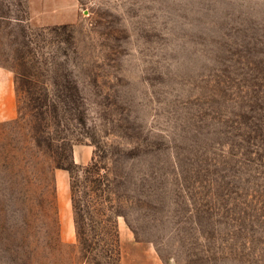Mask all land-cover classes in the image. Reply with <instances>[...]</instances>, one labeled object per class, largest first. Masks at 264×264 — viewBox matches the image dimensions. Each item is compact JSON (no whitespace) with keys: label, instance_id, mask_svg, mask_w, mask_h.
<instances>
[{"label":"rangeland","instance_id":"374dc122","mask_svg":"<svg viewBox=\"0 0 264 264\" xmlns=\"http://www.w3.org/2000/svg\"><path fill=\"white\" fill-rule=\"evenodd\" d=\"M76 3L57 29L0 0L17 105L0 122V264H30L33 247L40 264H264V0ZM18 52L52 102L11 71Z\"/></svg>","mask_w":264,"mask_h":264},{"label":"crops","instance_id":"0c3cea01","mask_svg":"<svg viewBox=\"0 0 264 264\" xmlns=\"http://www.w3.org/2000/svg\"><path fill=\"white\" fill-rule=\"evenodd\" d=\"M28 13L29 22L35 26L72 24L77 20V3L76 0H28ZM16 115L12 75L0 68V122L12 120ZM91 154L88 146H75L72 149V161L85 165L90 161ZM55 176L58 184V174Z\"/></svg>","mask_w":264,"mask_h":264},{"label":"trees","instance_id":"16d2710c","mask_svg":"<svg viewBox=\"0 0 264 264\" xmlns=\"http://www.w3.org/2000/svg\"><path fill=\"white\" fill-rule=\"evenodd\" d=\"M68 25H60L57 26V29H64L68 28ZM16 53V52H15ZM14 65L11 67V71L16 75L17 78H19L24 84L25 88L28 91L29 89L32 88V86H35V88H40L44 92L43 99L44 102H52L50 99V91H51V84L42 82L40 79H38L35 75V73L32 72L34 69L32 64H27V59L25 58V54H20L19 52L13 57ZM29 62V61H28ZM28 65L30 68H28ZM43 65L46 66V63L43 62ZM45 72H50L48 69H44ZM41 87H40V86ZM37 90V89H36ZM53 109H55L54 104H52ZM76 165V164H73ZM66 171H68L71 174V169L70 168H63ZM85 169H88L85 167ZM91 172V171H90ZM89 172V173H90ZM51 175L53 176V173L51 172ZM72 178V177H71ZM71 194L74 193V188L71 186ZM51 194L52 196H55V191L53 190V187L51 189ZM73 212L75 215V226H76V232H77V237H78V242L79 244H82V240L84 239L85 231L81 228V213H80V207H77L76 204L73 201ZM110 217H112V229L109 231L110 233V245L109 246V251L111 254H114V258L118 261L119 257V240H118V233H117V226H116V218L120 215V213L116 209H111L110 211ZM88 214V212H87ZM100 217V215H98ZM109 217V216H108ZM101 218V217H100ZM52 228L49 227L46 231V247L50 251V253L53 252H58L59 247L61 246V242L59 241V223H58V218H57V213L54 211L52 214ZM100 224L102 221H99ZM32 232V231H31ZM95 236L100 237L102 233L96 232L95 231ZM31 238L36 239L35 235H32L31 233ZM37 242V241H35ZM28 247H30L28 245ZM31 253L32 257L29 259L30 264H40L38 260V253L36 252L35 248H31ZM117 264V263H116Z\"/></svg>","mask_w":264,"mask_h":264}]
</instances>
